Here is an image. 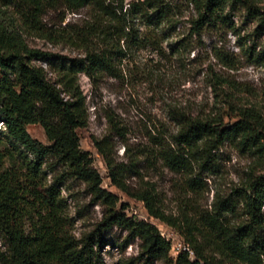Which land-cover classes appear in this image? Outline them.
I'll list each match as a JSON object with an SVG mask.
<instances>
[{"label": "trees", "instance_id": "obj_1", "mask_svg": "<svg viewBox=\"0 0 264 264\" xmlns=\"http://www.w3.org/2000/svg\"><path fill=\"white\" fill-rule=\"evenodd\" d=\"M3 1L17 8L20 24L0 10V240L4 246L0 264H96L99 249L107 243L100 232L114 226L140 240L136 259L142 264L156 260L264 264V172L251 174L232 194L216 196L210 210L194 218L178 217L166 214L150 190L129 192L121 181L122 170L111 163L102 141L94 139L113 184L142 201L151 217L183 237L187 249L172 259L170 242L154 224L126 215V206L119 207L117 195L102 187L91 156L80 148L76 130L87 126L89 114L79 75L93 83L104 75L120 77L116 61L154 40L139 25L158 29L163 38H169L178 20V6L168 0L127 4L124 0ZM184 1L194 11L191 33L200 35L207 27L234 28L225 8L236 0ZM84 7L91 10L90 18L77 29L58 34L67 45L81 50V56L64 57L25 43L21 25L41 34L46 11L77 12ZM248 9L264 25V12ZM44 36L51 39L50 34ZM178 44L180 40L169 42L171 48ZM34 60L45 62L47 69ZM224 111L200 118L173 110L176 132L170 140L157 138L158 147L149 154L172 172L184 174L191 190L203 184L199 171L216 165L213 151L227 142L264 160V122L259 111L239 108L238 119L230 124L223 121ZM31 124L42 128L47 144L30 135L27 126ZM68 179L83 182L92 198L105 206L97 224L99 232L80 237L72 232L60 188ZM124 243L115 245L123 248Z\"/></svg>", "mask_w": 264, "mask_h": 264}, {"label": "rangeland", "instance_id": "obj_2", "mask_svg": "<svg viewBox=\"0 0 264 264\" xmlns=\"http://www.w3.org/2000/svg\"><path fill=\"white\" fill-rule=\"evenodd\" d=\"M131 1L136 0H124V4ZM168 1L179 10L169 38H163L158 29L141 24L139 30L154 40L133 49L128 58L116 61L121 70L120 77L104 75L93 83L85 75H79L89 120L87 126L77 129L76 133L81 150L89 153L93 166L102 177V187L117 195L118 206H126L127 216L154 224L161 236L170 242L169 258L175 259L187 248L181 234L151 217L142 201L113 184L105 160L93 140L102 141L111 163L122 170L121 181L129 192L150 190L166 214L178 217L186 214L194 218L210 210L216 196L226 197L234 188L243 185L251 174L263 173L264 160L227 142L213 151L216 165L199 171L203 184L191 190L184 174L169 170L153 158L149 150L158 147L157 138L170 140L176 132L171 118L173 110L205 118L217 116L221 109L225 110L223 121L230 124L238 119L239 108H255L264 122V25L248 9L252 7L264 12V0L229 3L225 13L234 28L207 27L200 35L191 33L192 5L184 0ZM0 10H5L7 17L20 24L14 5H4L0 0ZM90 14L87 7L77 12L64 11V8L48 10L42 16L40 26L41 34H50L51 39L21 25L23 39L31 48L69 58L81 56V50L67 45L58 34L77 29ZM177 40L180 44L171 48L169 42ZM33 62L47 69L45 62ZM27 130L34 139L48 143L39 125H28ZM50 176H47L48 180ZM60 188L75 236L99 232L97 224L105 206L93 199L78 179H68ZM100 233L107 243L99 249L96 264L127 261L142 264V260L136 259L140 253L138 238L128 236L126 230L116 226ZM123 243V248L115 245ZM3 250L0 240V251ZM189 254L192 258V252ZM151 264L167 263L156 260Z\"/></svg>", "mask_w": 264, "mask_h": 264}, {"label": "built area", "instance_id": "obj_3", "mask_svg": "<svg viewBox=\"0 0 264 264\" xmlns=\"http://www.w3.org/2000/svg\"><path fill=\"white\" fill-rule=\"evenodd\" d=\"M185 249H187V248H184L183 250H185Z\"/></svg>", "mask_w": 264, "mask_h": 264}]
</instances>
